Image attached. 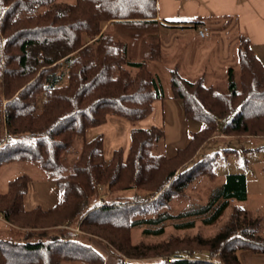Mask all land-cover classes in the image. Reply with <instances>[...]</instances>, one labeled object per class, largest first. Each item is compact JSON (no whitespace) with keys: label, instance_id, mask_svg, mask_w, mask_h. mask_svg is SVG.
Returning a JSON list of instances; mask_svg holds the SVG:
<instances>
[{"label":"trees","instance_id":"obj_1","mask_svg":"<svg viewBox=\"0 0 264 264\" xmlns=\"http://www.w3.org/2000/svg\"><path fill=\"white\" fill-rule=\"evenodd\" d=\"M156 18L157 0H0V168L32 164L59 191L53 206L27 209L31 176L8 181L0 192V214L10 226L21 222L42 232L0 234V264H105L93 235L128 257L110 249L117 264H244L240 251L264 252V214L236 204L247 198L246 175L229 173L213 184V156L192 161L217 133L264 137V64L246 34L238 35L237 68H227L222 91L205 85L204 76L190 79L177 66L168 70V96L181 100L185 118L202 123L173 155L153 152L164 136L162 126L131 128L128 149L117 148L109 158L104 136H87L110 115L141 121L165 97L149 62L163 58L159 27L183 21ZM142 43L145 49H139ZM77 137L80 152L64 173L63 155ZM204 176L212 182L206 201L173 212L172 197ZM103 188L108 194L132 190L138 198L110 199L100 193ZM226 209L228 219L215 235L183 242L172 237L175 246L170 240L154 245V259H145L131 241L132 229L160 236L167 224L176 230L190 229L196 220L212 225ZM46 221L56 228L38 226ZM65 223L78 230L59 228Z\"/></svg>","mask_w":264,"mask_h":264},{"label":"rangeland","instance_id":"obj_2","mask_svg":"<svg viewBox=\"0 0 264 264\" xmlns=\"http://www.w3.org/2000/svg\"><path fill=\"white\" fill-rule=\"evenodd\" d=\"M56 1L73 3L75 0ZM154 28L155 27L151 26V29H153L151 31H154ZM147 29L148 26L144 25L141 32H147ZM136 30L138 31V29ZM208 30L211 31V34L209 31L207 37L200 39L194 31L187 33V31L182 32L180 29L173 28L170 32L169 30L165 32L162 27H159L160 49H162L163 58L160 61H150L149 66L158 76L165 97L162 100L154 102L153 111L149 115L150 123H145V120L132 123L121 117L110 115L107 117L104 124L97 128H91L88 131L87 136H94L97 133H101L104 136V155L107 158H109L112 151L117 148H123L125 151L128 149L129 134L133 127H148L150 124L162 126L164 136L158 145L153 148V152L163 153L167 156L173 155L178 148H182L186 145L190 132L197 131L202 127L200 121L185 118L181 100L168 96L170 93L168 70L177 66L176 64L181 60V57L183 62L184 60H188V58H193V55H198V59L202 62L200 64L201 68L200 66L198 68L206 73L204 84L216 85L218 90H224V80H221L219 77L217 80L213 79L211 76L212 70L209 68V65L218 68L220 64L229 62L226 61V57H228L230 61L233 60V63H231L233 65L231 66L237 68L236 50L238 39L235 38L230 40V37L226 36L230 29L226 30V27L223 25H218L216 29H214L213 26H209ZM134 32L135 30H133V33ZM127 33H129V31ZM224 45L226 49H222ZM146 46L145 43L139 44V49H145ZM189 71L186 72L183 70L185 74L191 76V73H196L197 69H190ZM197 76H204V72ZM196 78L197 77H193L190 79ZM80 149L81 139L77 137L74 146L63 155L62 163L64 166V173H69L71 171L72 164L78 156ZM206 155L213 156V169L217 176L213 184L222 183L225 176L229 173H244L247 177V198L236 204L251 211L264 214V137H233L217 133L203 144L192 161L196 162ZM22 173H28L32 178L29 191L25 194L23 200L25 208L31 209L35 206H40L42 209H47L59 200V191L55 182L46 180L37 167L25 162L8 163L0 168V192H5L7 190L8 181ZM211 185L212 182L205 176L195 179L184 189L181 195L172 197L170 209L177 213L190 204L204 203ZM100 193L102 195L105 194L107 198L110 199H114L116 196H124L126 198L133 197L134 199L138 198L137 194L132 190L108 194L106 193V189L103 188V190H100ZM139 193L140 195L145 194L143 191L138 192V194ZM134 196L137 197L135 198ZM228 214L229 209H226L221 218L212 225H204L200 220H196L194 227L187 230H176L171 224H167L164 233L160 236H145L142 234L141 228H135L131 230V241L137 246L138 253L146 255L144 257L145 259H154L155 257L151 258V256L154 255V251L158 249H154V247H156L154 246L155 244L164 243L167 240L171 241L172 237H177L180 240L182 239L183 242V240L193 239L197 234H200L202 237L213 236L219 231L220 226L228 219ZM7 223L8 222H6L2 214H0V234L5 238H10L13 236L12 233L16 232L20 234L19 237L27 235L33 237L34 233H37V231L42 232L40 228H29L27 225L20 224L21 222H17L18 225H22L19 227L17 225L10 226ZM44 224H49V221L39 223L38 226H44ZM49 225V230L56 228L51 227V224ZM59 228L78 230L66 223ZM29 231L32 234H30ZM79 233H81V231H79ZM261 233H264V223L261 228ZM81 235L89 236L88 233L84 232L81 233ZM90 238L94 240V243L99 247V251L103 253L105 264H117L110 249H113L114 252H118L119 256L124 260L128 259L126 255L121 253L120 250H116L115 247L110 248L109 246V248H106L104 243H107L101 236L93 235L90 236ZM171 242V245L175 246V243L173 241ZM192 247L196 246L193 245ZM193 253L200 256L205 254V252L200 249L194 250ZM62 264L80 263L64 262Z\"/></svg>","mask_w":264,"mask_h":264},{"label":"crops","instance_id":"obj_3","mask_svg":"<svg viewBox=\"0 0 264 264\" xmlns=\"http://www.w3.org/2000/svg\"><path fill=\"white\" fill-rule=\"evenodd\" d=\"M156 19L161 23H166L167 20L183 21L171 28L164 27L163 30L165 32L169 30L170 32L171 29L176 28L182 32L187 31V33L194 31L200 39L205 37L199 36V27H205L209 35V26L216 29L218 25H223L226 30L230 29L229 33L226 34L230 37V40L238 39V35L244 33L249 37L255 55L264 64V0H157ZM193 19H199L200 22L193 26L189 23ZM225 47V45L222 46V49H226ZM226 61L229 62L220 64L218 68L209 65L213 79L217 80L218 77L221 80L225 79L227 68L233 67L231 66L233 60L230 61L226 57ZM201 63L198 55H193V58H188L183 62L181 57L176 65L184 74L183 70L187 72L190 69H197L196 73H191V76L185 74L189 78L198 77L197 75L204 72L205 81L206 73L200 69ZM199 66L200 68H198ZM143 120H145V123H150L149 116ZM239 256L244 264H264V252L253 253L249 250H243L239 252Z\"/></svg>","mask_w":264,"mask_h":264},{"label":"built area","instance_id":"obj_4","mask_svg":"<svg viewBox=\"0 0 264 264\" xmlns=\"http://www.w3.org/2000/svg\"><path fill=\"white\" fill-rule=\"evenodd\" d=\"M198 34L201 37H206L208 35L207 29L205 27H199Z\"/></svg>","mask_w":264,"mask_h":264}]
</instances>
